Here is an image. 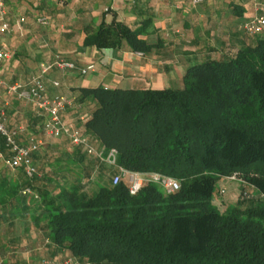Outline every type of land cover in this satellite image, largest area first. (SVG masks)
I'll return each mask as SVG.
<instances>
[{
    "label": "trees",
    "instance_id": "obj_1",
    "mask_svg": "<svg viewBox=\"0 0 264 264\" xmlns=\"http://www.w3.org/2000/svg\"><path fill=\"white\" fill-rule=\"evenodd\" d=\"M141 34L102 24L84 45L149 54ZM184 85L81 90L75 103L87 110L76 128L94 146L116 150L126 170L176 179L178 193L148 185L132 197L112 186L115 169L62 139L81 174L0 172V227L31 220L81 264H264V33L244 31L236 52L195 64ZM234 175L251 198L222 212L217 192Z\"/></svg>",
    "mask_w": 264,
    "mask_h": 264
},
{
    "label": "crops",
    "instance_id": "obj_2",
    "mask_svg": "<svg viewBox=\"0 0 264 264\" xmlns=\"http://www.w3.org/2000/svg\"><path fill=\"white\" fill-rule=\"evenodd\" d=\"M4 2L11 30L0 29V50L10 52L11 59L0 68V91L6 94L9 86L29 84L40 74L42 64L60 55L77 69L49 73L44 78L47 98L65 97L75 103L81 90H183L187 70L209 57L218 60L229 50L236 52L244 25L258 15L251 0H205L200 6L190 0ZM41 19L48 25L40 24ZM114 22L141 30L140 38L152 46L151 53H134L127 46L98 50L84 45L90 32ZM90 67L93 72L81 73ZM75 107L67 110L64 120L76 128L87 110ZM10 108L14 126H8L25 131L20 137L24 145L29 137L47 138L44 119L34 105L25 106L14 97ZM21 120H27L28 129L19 126Z\"/></svg>",
    "mask_w": 264,
    "mask_h": 264
},
{
    "label": "built area",
    "instance_id": "obj_3",
    "mask_svg": "<svg viewBox=\"0 0 264 264\" xmlns=\"http://www.w3.org/2000/svg\"><path fill=\"white\" fill-rule=\"evenodd\" d=\"M193 6H200L205 0H190ZM264 0H251L254 5L255 11L258 14L253 19L244 25V31L250 35H258L264 33ZM7 8L4 0H0V29L4 33H9L11 28L6 22ZM23 21V20H22ZM42 25H48L46 19L39 20ZM11 59L10 52L0 50V68L1 66ZM76 66L67 61L60 55H57L50 63H44L40 67V74L31 79L29 84H15L7 89L8 95L15 96L19 101L24 104L34 105L38 112L39 117L43 118V130L46 136L62 140H68L71 145L80 147L89 158L99 161L102 164L115 169L117 173L112 179V186L125 183L128 187L130 196H137L144 187L148 185L157 186L166 196H171L178 193L181 189V184L176 179L171 177L157 174V173H138L126 170L118 165V152L111 150L106 152L99 149L91 143V140L84 136L83 133L70 126L65 120L64 115L67 110L74 107V100L65 97H57L48 99L44 78L54 70L74 71ZM94 68L90 67L85 71H81L84 75L93 72ZM58 87L59 84L55 83ZM81 120H84L83 117ZM25 131L12 130L8 126V120L4 113H0V138L3 140V145L0 144V161L12 172H17L24 169L28 178H33L38 175L36 167L31 161L34 153H37L43 142L40 139L29 137L28 144L24 145L21 141V135ZM242 183L236 175L225 179V182ZM24 195H32L31 190H26ZM244 198L250 199L248 193L244 194ZM42 264H81L77 259L66 256L61 259L45 260Z\"/></svg>",
    "mask_w": 264,
    "mask_h": 264
},
{
    "label": "rangeland",
    "instance_id": "obj_4",
    "mask_svg": "<svg viewBox=\"0 0 264 264\" xmlns=\"http://www.w3.org/2000/svg\"><path fill=\"white\" fill-rule=\"evenodd\" d=\"M10 87V86H9ZM8 89V88H7ZM15 96L8 95L0 91V113H4L8 120V125L13 128V117L11 114L12 98ZM16 98V97H15ZM3 104L5 109H3ZM10 104V105H9ZM24 104V103H23ZM25 106H30L24 104ZM22 124V125H21ZM21 126L24 129H28L27 120H21ZM30 124V123H29ZM31 126V125H30ZM43 142L40 150L41 161L34 163L38 174H52L61 171L64 168H69L72 176H79L80 168L72 163L67 162L66 153L71 151L70 146L62 140L53 139L49 140L45 137H38ZM50 138V137H49ZM44 157V158H43ZM49 169V173H46V169ZM6 171L12 176H16V172H12L0 161V172ZM233 182H224L217 192V203L220 211H225L232 205L235 206L246 200L242 199L243 190L241 186L234 184ZM96 185L93 184V186ZM63 251L55 248L50 242L47 241L40 230L39 226H35L30 220L23 222H16L12 225H3L0 227V264H42L45 260H55L66 257Z\"/></svg>",
    "mask_w": 264,
    "mask_h": 264
}]
</instances>
